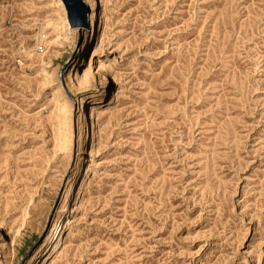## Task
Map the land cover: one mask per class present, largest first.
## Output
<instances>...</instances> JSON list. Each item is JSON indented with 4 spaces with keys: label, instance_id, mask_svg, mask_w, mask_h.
Masks as SVG:
<instances>
[{
    "label": "rangeland",
    "instance_id": "1",
    "mask_svg": "<svg viewBox=\"0 0 264 264\" xmlns=\"http://www.w3.org/2000/svg\"><path fill=\"white\" fill-rule=\"evenodd\" d=\"M96 3L0 0V264H264V0Z\"/></svg>",
    "mask_w": 264,
    "mask_h": 264
},
{
    "label": "bare ground",
    "instance_id": "2",
    "mask_svg": "<svg viewBox=\"0 0 264 264\" xmlns=\"http://www.w3.org/2000/svg\"><path fill=\"white\" fill-rule=\"evenodd\" d=\"M82 1H83L84 5L88 9L91 10L90 15L88 16V18L90 20L89 21L90 26H89V30H88V37L90 38L91 42H95V40L97 39V35L101 29V28H99V22H98L99 9H98L96 0H82ZM56 2H57V6L59 8V11H60V19L62 20L64 25L69 26L70 25L69 19H68L67 13L64 11V4H63L62 0H56ZM62 28H63V26H62ZM65 28L66 27L64 26V30H65ZM62 33H64V32L62 31L61 34ZM97 51H98L97 48H94L92 59H94V57H96ZM100 104H101L100 98L95 96V95L92 96V100H90L88 103L85 104V102L84 103L82 102V104H80V108L78 111L80 115H79L78 120H77L78 121L77 122L78 123V131L75 132V129H73V127H72L71 133H70V136L72 138L71 141L74 142V147L76 146L75 142L79 146V149H80L79 155L83 156V154L85 152L88 153V151H86L87 145L92 144V147H94L96 142H97L99 134H98V130H97L96 121H97V117H98V115L100 113V109H101V107H99ZM64 140H65V138H64ZM62 145L64 147V144H62ZM79 160H78L79 163L77 166L78 172L75 174V177L70 179L69 186H70V190L73 193L78 192V194L80 195L85 190V187H86V184L88 181L89 166L85 165V163H84L85 157H81ZM20 203L21 204L8 205L5 209L0 210V218H7L8 216H10V214H13L14 216L21 214L22 208L25 205L24 204L25 201H22ZM0 225H1V223H0Z\"/></svg>",
    "mask_w": 264,
    "mask_h": 264
},
{
    "label": "water",
    "instance_id": "3",
    "mask_svg": "<svg viewBox=\"0 0 264 264\" xmlns=\"http://www.w3.org/2000/svg\"><path fill=\"white\" fill-rule=\"evenodd\" d=\"M67 11L68 19L73 26H89L88 9L82 0H62Z\"/></svg>",
    "mask_w": 264,
    "mask_h": 264
}]
</instances>
